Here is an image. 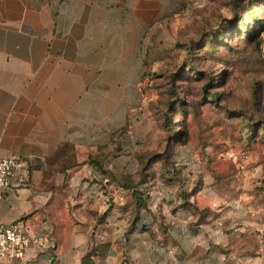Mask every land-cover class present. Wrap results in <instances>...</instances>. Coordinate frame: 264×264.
Wrapping results in <instances>:
<instances>
[{
  "label": "crops",
  "instance_id": "crops-1",
  "mask_svg": "<svg viewBox=\"0 0 264 264\" xmlns=\"http://www.w3.org/2000/svg\"><path fill=\"white\" fill-rule=\"evenodd\" d=\"M143 36L135 1L0 0V159L31 165L0 199V222L32 237L23 259L0 264L262 260L250 251H263L264 216L218 179L145 182Z\"/></svg>",
  "mask_w": 264,
  "mask_h": 264
},
{
  "label": "rangeland",
  "instance_id": "rangeland-1",
  "mask_svg": "<svg viewBox=\"0 0 264 264\" xmlns=\"http://www.w3.org/2000/svg\"><path fill=\"white\" fill-rule=\"evenodd\" d=\"M133 1L145 182L182 189L207 175L264 216V0ZM250 252L264 264V248Z\"/></svg>",
  "mask_w": 264,
  "mask_h": 264
},
{
  "label": "built area",
  "instance_id": "built-area-1",
  "mask_svg": "<svg viewBox=\"0 0 264 264\" xmlns=\"http://www.w3.org/2000/svg\"><path fill=\"white\" fill-rule=\"evenodd\" d=\"M30 171L31 165L24 158L9 156L0 159V199L9 188L27 185ZM31 243L32 237L19 221L8 224L0 222L1 261L23 259Z\"/></svg>",
  "mask_w": 264,
  "mask_h": 264
}]
</instances>
